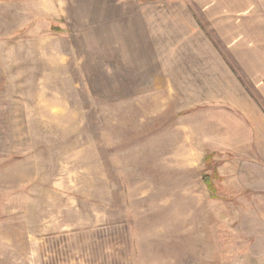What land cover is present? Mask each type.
Here are the masks:
<instances>
[{"label":"rangeland","instance_id":"rangeland-1","mask_svg":"<svg viewBox=\"0 0 264 264\" xmlns=\"http://www.w3.org/2000/svg\"><path fill=\"white\" fill-rule=\"evenodd\" d=\"M136 1L0 0V264H264L232 160L103 83Z\"/></svg>","mask_w":264,"mask_h":264},{"label":"crops","instance_id":"crops-1","mask_svg":"<svg viewBox=\"0 0 264 264\" xmlns=\"http://www.w3.org/2000/svg\"><path fill=\"white\" fill-rule=\"evenodd\" d=\"M119 15L123 67L109 68L104 85L165 96L175 123H196L199 143L232 160L229 177L264 224L262 9L255 0H137Z\"/></svg>","mask_w":264,"mask_h":264},{"label":"trees","instance_id":"trees-1","mask_svg":"<svg viewBox=\"0 0 264 264\" xmlns=\"http://www.w3.org/2000/svg\"><path fill=\"white\" fill-rule=\"evenodd\" d=\"M212 155L213 153L208 154V158H211ZM204 182L206 183V185L208 186L210 190L212 191L214 190V185L210 182V180L207 177H204Z\"/></svg>","mask_w":264,"mask_h":264}]
</instances>
